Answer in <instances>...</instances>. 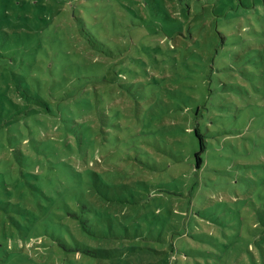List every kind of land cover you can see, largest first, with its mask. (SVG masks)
Segmentation results:
<instances>
[{
  "label": "rangeland",
  "instance_id": "obj_1",
  "mask_svg": "<svg viewBox=\"0 0 264 264\" xmlns=\"http://www.w3.org/2000/svg\"><path fill=\"white\" fill-rule=\"evenodd\" d=\"M122 1L131 5V0ZM164 1L165 11L171 18L167 20L168 25L159 22L155 28H143V34L126 28L123 34L117 35L110 29L112 22L104 23L106 29L109 27L104 37L113 40L111 45L103 46L111 53L105 56L87 50L78 35L67 28L62 11L69 13V9L61 1L0 0V37L8 40L6 44L0 40V64L7 61V70L17 74V71L23 72L22 64L31 63L29 73H33L32 79L44 91L62 94L61 101L70 102L72 108L86 101L95 106L94 112L81 116L84 121L93 120L99 136L106 134L109 152L92 158L73 154L68 161L77 170L111 171L112 182L98 184L109 211L114 216L130 217L139 204V215L145 214L151 226L168 238L167 245L160 248L162 253H167L154 255L145 250L154 241L143 238L127 241L126 234H120L125 239H118L116 243L140 247L133 253L123 252L112 241L114 228L111 227V231L105 232L110 231L112 236L90 242L98 251L86 264H264V232L253 231L257 244L247 245L255 238L242 234L244 239L237 240L238 246H235L232 240L221 239L217 231L222 218L238 222L237 217L229 216L233 213L231 210H238L245 201L256 202L263 193L264 117L254 114L251 107L244 118H233L229 128H225L227 131L219 132L220 139L212 138L211 133L217 131H211L212 121L205 126L211 144L205 154L207 165L197 176L198 189L190 194L193 203L187 206L188 222L176 215L186 198L175 193L187 194L192 182L151 180L143 174V158L134 147L140 148L139 152H143V146L156 149L142 138L143 120H153L149 128L153 130L146 132V136L164 126L180 135V139L185 137L189 141L187 148H193L195 145L190 144L186 129L194 109L208 106L215 111L211 120H218L225 103L233 108L243 107L237 92L249 84L253 65L264 70V37L258 35L264 32V0H240V3L239 0H211V5L201 0L204 5L196 7L191 2L186 11L178 0ZM223 24L226 28H221ZM130 35L139 43L121 59L127 45L124 42L127 38L130 41ZM142 35L143 38L137 37ZM25 36L28 40L23 43ZM25 56L27 62L22 63ZM76 63L83 64L80 70L95 79L77 80L80 75ZM254 73L257 75L256 70ZM3 83L0 80V87ZM222 122L225 125L229 120L225 118ZM130 139L139 142L127 146ZM165 166L161 161L157 168ZM105 175L108 176L106 173L102 176L105 178ZM157 190L163 192L154 193ZM148 199H151L150 205ZM165 206H175L176 214L167 212ZM145 220L142 223H147ZM4 227L2 233L12 237L15 245V239L22 232L8 221ZM126 232L129 233V228ZM17 248L30 249L22 242ZM63 256L61 252L46 264H66L62 263ZM18 259L24 260L22 255ZM3 263L1 259L0 264Z\"/></svg>",
  "mask_w": 264,
  "mask_h": 264
},
{
  "label": "trees",
  "instance_id": "obj_2",
  "mask_svg": "<svg viewBox=\"0 0 264 264\" xmlns=\"http://www.w3.org/2000/svg\"><path fill=\"white\" fill-rule=\"evenodd\" d=\"M59 1L69 9V13L62 11L67 28L78 35L86 49L94 51L93 54L105 56L111 54L103 48L104 45H111L113 42L103 35L104 31L109 29L104 27V23L109 25V21L112 22L110 29L121 35L126 28H134L137 30L135 32L143 34V28H155L159 22L168 25L167 20H171L165 11L164 0H131V5L128 2L123 3L122 0ZM178 1L185 11L190 9L191 2L196 4V7L204 5L201 0ZM205 2L211 5L209 2L212 1ZM55 5L58 6V3ZM224 25L221 28L225 27ZM258 35L260 38L264 37V32ZM137 37L143 38V35ZM0 40L5 44L8 41L6 37H0ZM27 40L25 36L23 43ZM138 41L130 35V41L127 38L124 42L127 47H124V53L120 58L127 57L126 52L137 47ZM26 62L25 56L22 63ZM7 65H9L7 61L0 64V80L4 82L0 87V260L5 261L3 264H15L11 261H16L17 264L43 262L46 264L56 259L61 252L64 254L62 263L86 264L96 257L98 251L90 246V242L112 236L111 227L114 228L113 243L118 239H125L120 234H126L127 241L136 238L149 239L155 243L158 241L152 246L147 245L145 250L160 255L162 253L160 248L167 245L168 238L162 231L151 226V221L145 214L139 215L141 213L138 210L139 204L130 217L126 214L121 217L114 216L105 205L106 202H103L105 198L99 192L98 184L112 182L109 174L112 172L77 170L68 161V157L73 154L82 158L87 156L92 158L94 155H101L102 152H109L106 134L99 136L93 120L84 121L81 116L82 113L87 115L94 112L95 106L86 101L72 108L69 107L70 102L61 101L62 94L44 91L37 80L32 79L33 73H29L31 63L22 64L23 72L17 71V74L8 71ZM82 66L83 64L76 63L80 75L77 80L95 79L90 73L81 71ZM256 68L257 66L253 65V76L250 82L248 81L249 84L237 92V97L244 103L242 108L238 109L237 106L233 108L229 103H225L226 105H223L225 109L217 115L218 120H211L215 111L208 106L193 110L194 116L186 129L190 144L195 145L193 148H187L188 140L185 137L180 139V135L164 126L156 129L151 136H146V132L153 130H149L153 120H143L142 138L156 148L149 150L143 146V152H139L140 148L134 145L137 155L143 158V174L156 182H165L167 178L166 182H192L187 194L183 191L175 193V196L186 198L179 214H176L175 206L164 207L167 212L174 211L176 215L183 217V222H188L187 206L193 203L190 194L198 189L197 176L207 165L205 154L211 140L207 138L208 129L205 126L212 121L214 127L211 131L217 129L211 133L212 138L220 139L217 137L219 132L227 131L225 128H229L233 118L237 116L244 118L245 112L251 107L255 111L254 114L258 113L260 118L264 117V70ZM255 70L257 75L254 73ZM248 74L246 73V76ZM203 109L206 111L203 112ZM199 117L203 119L197 121ZM221 118H226L229 122L224 125ZM192 140L197 141L196 144ZM128 141L127 146L131 142H139L138 139ZM161 161L166 166L157 168ZM105 173L108 176L105 175L104 178L102 175ZM150 200H147L149 205ZM254 201L258 203L253 200L245 201L238 210H231L233 213L229 216L237 217L238 222L222 218L217 229L221 239L225 237L232 240L233 245L238 246V241L243 240L245 234H251L255 239H251L247 245L257 244L253 231L264 232V187L263 193ZM96 203L101 205L98 206ZM220 211L224 213L221 208ZM143 218L147 223L144 221L142 223ZM7 221L15 230L22 232L19 239H15V245H12V237L2 233L5 231L4 225ZM128 228L129 233L126 232ZM107 230H110L109 233L105 232ZM242 234L244 235L241 236ZM21 242L30 248L29 251L17 248ZM221 243L223 244V241ZM116 244L123 252L133 253L140 250V247L131 243L129 246L122 242ZM165 253L167 251L162 254ZM18 255H22L24 260L18 259Z\"/></svg>",
  "mask_w": 264,
  "mask_h": 264
}]
</instances>
